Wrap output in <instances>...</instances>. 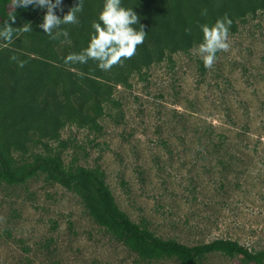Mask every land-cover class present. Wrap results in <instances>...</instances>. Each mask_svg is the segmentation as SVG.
<instances>
[{
  "label": "rangeland",
  "instance_id": "374dc122",
  "mask_svg": "<svg viewBox=\"0 0 264 264\" xmlns=\"http://www.w3.org/2000/svg\"><path fill=\"white\" fill-rule=\"evenodd\" d=\"M12 8V3L8 5ZM204 66L194 45L113 84L98 129L66 122L51 153L99 169L118 207L162 239L264 249V9L237 20ZM46 152L29 143L16 161ZM0 264H188L144 259L89 214L73 188L36 173L0 178ZM194 264H248L222 251Z\"/></svg>",
  "mask_w": 264,
  "mask_h": 264
},
{
  "label": "trees",
  "instance_id": "16d2710c",
  "mask_svg": "<svg viewBox=\"0 0 264 264\" xmlns=\"http://www.w3.org/2000/svg\"><path fill=\"white\" fill-rule=\"evenodd\" d=\"M12 3V8L8 5ZM78 0H63L61 17ZM139 17L137 29L146 32L135 55L123 63L102 70L93 60L86 64H65L70 53L88 44L91 23L98 18L103 0H83L78 23L62 25L69 33L52 39L39 25L46 9L14 7L13 0H0V27H15L12 41L0 39V178L22 182L42 173L45 179L75 189L89 214L123 240L138 256L151 259L176 255L194 264L204 253L222 251L239 256L248 264H264V249L251 251L235 240L215 238L185 245L162 239L147 227L133 222L114 200L99 169L76 165L67 169L60 154L51 153L49 140H56L66 122L98 129L103 103L111 98L113 84L127 83L132 72L177 51H187L203 40L201 25H212L227 16L235 31L237 20L264 9V0H122ZM15 15V20L9 15ZM30 25L32 31H23ZM15 57V59H13ZM23 61V67L20 62ZM29 143H40L46 152L34 153L30 160L16 161L13 152L25 153Z\"/></svg>",
  "mask_w": 264,
  "mask_h": 264
},
{
  "label": "clouds",
  "instance_id": "9594fccd",
  "mask_svg": "<svg viewBox=\"0 0 264 264\" xmlns=\"http://www.w3.org/2000/svg\"><path fill=\"white\" fill-rule=\"evenodd\" d=\"M14 7H39L46 9L43 22L39 25L45 34L52 39L63 36L68 38L69 33L62 25L78 23V13L83 10V0L71 7L63 16V0H13ZM9 19L15 20V15H9ZM139 24V17L133 8L123 6L122 0H103V6L98 18L91 23L92 32L88 44L80 52L70 53L64 58L65 64H86L89 60L97 63L102 70H109L112 66L123 63L131 58L137 51V46L144 42L146 32L141 26L139 29L134 25ZM232 20L225 16L217 19L214 24L201 25L203 40L196 48L197 54L203 60L206 68H211L217 60V53L228 51L229 29ZM23 31H32L30 25L23 26ZM15 27L7 20L0 27V39L11 42ZM15 59V57H13ZM23 61L20 66L23 67Z\"/></svg>",
  "mask_w": 264,
  "mask_h": 264
}]
</instances>
